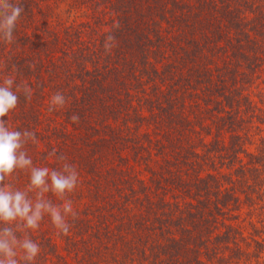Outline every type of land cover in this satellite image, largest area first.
Here are the masks:
<instances>
[{"label":"trees","instance_id":"16d2710c","mask_svg":"<svg viewBox=\"0 0 264 264\" xmlns=\"http://www.w3.org/2000/svg\"><path fill=\"white\" fill-rule=\"evenodd\" d=\"M152 1L155 5L147 8L149 14L143 16L145 19L139 27H135L129 14L135 5L133 0H106L103 10L107 9L106 13L112 18L110 30L94 38L88 37L86 41L84 35L89 33L86 29L81 33L76 28L67 29V37L60 41L64 43L61 50L46 54V66L38 61L44 60L45 54L37 52L21 58L11 57L12 63L7 66L16 84L21 88L28 85L32 95L26 99L22 92L18 93V104L24 110L19 121L10 117L20 115L21 111L16 108L3 119L14 120L37 132L34 126L32 129L33 122L39 124L48 117L36 111L38 100L47 94L42 76L45 72L51 76L63 75L68 80L62 84L60 92L71 103H77L75 109L83 105L76 115L87 108L102 113L103 120L98 127L104 135L96 140L91 137L90 144L109 151L118 145L137 148L136 145L143 147L148 142L152 150L156 146L164 154L149 184L131 172L130 161L122 165L103 163L94 167L93 177L82 179L79 176L75 191L68 194L77 213L69 222L76 224L78 230L67 234L70 242L67 247L76 264H141V260L147 259L158 264V256L165 261L167 254H177L179 250L202 247L200 250L210 252L208 237L213 234L216 222L244 220L240 212L243 199L237 193L240 185L245 183L241 192L250 188L249 194L255 192L258 198L262 195L258 171L264 172V154L247 150L243 144L245 138L240 133L231 136L233 140L227 147L219 137L225 132L235 133L242 126L244 114L264 107V100L256 103L250 99V92H241L240 88L242 83L255 77L252 72L260 69L259 59L264 58V50L259 41L264 35L255 37L249 29L239 30L237 40L231 41V35L224 38L229 34L226 29L232 27L230 23L237 28L242 21L234 19L229 12H223L228 19L222 22L213 19L210 23L204 13H194L195 17L188 13V4L181 0H151L149 3ZM214 1L202 0L201 3L213 9L220 3V0ZM13 2L24 6L14 37L25 38L29 31L25 28L35 30V0ZM139 10L145 12L142 5ZM153 28L155 38L148 31ZM165 31L168 35L166 41H162ZM109 34L115 39L109 42L112 47L106 50ZM177 37L182 41L176 43ZM153 43L155 46H150ZM0 44L5 42L0 41ZM150 53L155 54L156 59L161 58L160 70ZM73 57L78 61L74 63ZM124 86L127 87L125 92L121 90ZM192 98L195 104L189 103ZM200 104L205 110L204 116L203 113L200 116L203 123L198 116L190 117ZM30 107L33 112L26 116ZM145 110L148 115L142 112ZM109 117L114 122L106 121ZM151 122L155 127L167 123L174 131L164 140H155L151 136ZM140 123L144 130L139 127ZM204 131L211 139L201 147L197 141L203 139L201 133ZM194 137L198 139L196 142H193ZM241 156L250 161L241 163ZM226 157L239 163L234 174L228 176L211 170L206 177L198 176L209 160L215 164L216 159H220L219 162L230 165L229 160H223ZM126 160H130L129 157L119 159ZM173 185L184 187V193L188 194L185 200L182 190L172 194ZM52 199L60 202L56 196ZM259 215L257 219L250 217L249 222H264V213ZM226 227V241L233 242L237 234L244 236L238 225L227 224ZM33 239L41 246L35 264H72L65 257L54 254L55 243L51 239ZM53 256L60 259L55 261ZM174 264L197 263L181 259Z\"/></svg>","mask_w":264,"mask_h":264},{"label":"rangeland","instance_id":"374dc122","mask_svg":"<svg viewBox=\"0 0 264 264\" xmlns=\"http://www.w3.org/2000/svg\"><path fill=\"white\" fill-rule=\"evenodd\" d=\"M150 1L151 0H133L135 5L129 14L135 27H139L141 25V20L145 19L143 16L149 14L150 11L147 8H149V6L152 8L155 5L154 1L149 3ZM201 1L202 0H181L180 2H183L185 5L188 4L187 12L192 13L194 17L197 16L194 13L201 15L204 13V16L209 19L210 23L213 19H221L220 22L228 19L224 17L226 15H224L223 12H229L230 15H233L234 19L240 18L242 21L237 25V28L230 23L232 27L226 29L229 31V34H226L224 38H228V36L231 35L233 38L229 40L236 41L239 35L238 31H245L246 29L251 30L250 32L255 37H261L264 35V0H220L219 5L213 9L207 3L203 4ZM105 2L106 0H35V30L25 28L26 30H29L27 31L28 35L25 38L23 36H17L12 43L0 44V82H2L4 78L12 76L11 74H8L9 68H7V66L12 63V61H10L11 57L21 58L22 55H33L36 52L42 55L45 54V59H39L38 61H40L43 66H46V54L48 52L51 54L57 53L61 50L64 43H61L60 41L67 37V29L70 31L76 28L80 33L86 29L87 33L89 32L84 35L86 41L89 40L88 37L94 38L102 31L105 32L106 30H110L112 18L109 13H106V11H108L107 9L103 10ZM214 2H216V0ZM141 5L142 11L145 12H140L139 7ZM185 5H183V7ZM162 14L164 13L162 12ZM30 25L32 24H29L28 26ZM148 31L152 37L155 36V28ZM104 32L99 37L100 41ZM159 32L162 31L159 30ZM163 34L164 37H162V41H166L168 31L163 32ZM242 38H244V36ZM263 39L264 36L259 43L263 45L264 50ZM180 41L182 40L179 37L175 39L176 43ZM225 42V39H223L222 43L225 44ZM150 46H155V44L153 43ZM155 57V54L150 53L151 60L156 62L155 64L160 70L162 67L158 62L161 61V58L156 59ZM137 58L139 59L141 57L138 56ZM138 59L134 60L138 61ZM106 60H109V58L106 57ZM73 61L75 63L78 59L73 57ZM99 61L100 64H102L100 58ZM259 61L261 64L259 67L260 69H256L255 73L250 72L251 75L255 77L250 78L248 82L245 84L242 83L240 86L241 92H250V99L256 103L264 100V58H260ZM118 62L123 65L125 64L121 61ZM123 70L124 67L122 68V71ZM42 78L43 84L46 85L45 90L47 91V94L40 99L41 101L38 100L36 111L38 110L39 113L40 110L41 112H44L45 115H48V117L44 118L43 122H40L39 124L35 121L33 122L32 129L33 126L37 129V132H35L37 135V141L34 144L29 143L25 146L26 151L28 155L32 157L35 166L48 167L52 170L53 168L60 169L64 163H71L77 168L79 176L82 179H85L87 176L93 177L91 172H95V166L103 165V163H106L107 165L119 163V165H122L123 163L126 164V162L130 161L131 172L145 180V184L151 182V177H153L154 171L156 172L160 168V162L164 160V154L160 153V151L156 149V146H154L155 149L152 150L151 144L148 142H145L146 146L143 145V147L136 145L137 148H133V145H128L129 147H126L127 145L124 144L106 151L104 147L102 148L101 146H96V144H90L89 140H91V137L96 140V138L104 135V131H100L102 128L98 127L103 120V117H101V111L92 110L90 108L83 109L78 115V122L75 123L70 117L73 114H76L83 105L75 109L74 105L77 103H71L70 99H66L67 103L63 107L49 111L50 97L57 91H60V87L68 80V78L63 77V75L51 76L49 72H45ZM151 85L152 82L149 83V86ZM235 85H232V87ZM245 88L246 90H244ZM136 89H138V87ZM121 90L125 92L127 87L124 86ZM192 100L193 98L189 100V103L195 104ZM44 101L47 102L44 103ZM188 107H191V105ZM262 108L264 107L262 106ZM262 108L254 113L248 112L247 114H244L242 126L235 133L225 132L224 135L221 133L222 135L219 139L226 143V147L230 146L231 141L233 140L231 136L240 133L245 138L243 144L245 147H248L247 150L256 152L258 155L264 154V109L262 110ZM15 110L21 111L20 115L10 117H16L15 120L19 121L22 111L24 110H22V107L19 104ZM32 112L33 111H31L30 107L29 112H25V114L28 116V114ZM41 112L39 114H41ZM142 112L146 115L149 114L147 110ZM193 112L194 113L191 114L190 117L198 116L200 118L201 113H203V116L205 114L204 107L201 104L200 106H196ZM109 118L110 119H107L106 121H109L110 123L114 122L111 117ZM7 122L9 127L13 130L31 129L25 127L24 124L18 125V123H14V120H11V122L7 120ZM201 122L203 123L202 120ZM118 124L119 123L117 122V125ZM150 124L151 136L154 137L155 140L156 138H160V141L162 139L164 140L168 133L174 131L171 126L167 125V123H161L157 127L153 125V122ZM139 125V127L144 130L141 123ZM214 128L215 127L213 126V129ZM212 133L215 134V130H213ZM201 136H203L202 140H198L194 137L193 142L198 140L197 145L203 147V142H208V140L211 139V136H206L205 131L201 133ZM133 143H136V140H134ZM258 148L263 149L258 150ZM53 150L56 151L57 155H63L66 160H57L55 156L50 154ZM122 156H125L126 158L129 157L130 160H126L125 162L119 161ZM241 157L243 158V160L240 161L241 163H247L250 161L247 157ZM219 160L220 159H216L215 164L210 160L207 161V164L203 166L204 169L200 170L199 175H196L206 177L207 173L212 170V173L221 171L223 174L230 176L234 174L235 168L239 165V163L233 162L228 157L223 160L225 162L229 160L230 165L228 162L222 163L219 162ZM103 168L104 166L99 168V170ZM215 168H217V170H215ZM258 174L262 184V195H259L258 198L255 192L249 194L251 190L250 188H246L244 192H241L245 183L240 185V190H238L237 193L240 194L243 199V205L240 212L243 213L241 220H244L242 222H216V228L214 229L213 234L211 237H208L210 238V252L200 250L202 247H196L195 250L191 249L183 252L179 250L177 254H167L165 256V261L158 256V264H174L177 260L181 259L188 263L196 262L197 264H264V222H249L251 219L250 217L257 219L261 216L259 215L260 213H264V172L258 171ZM9 179L15 187L23 189L28 183V174L24 171L18 170ZM239 184L240 183H238V185ZM173 188L174 190H172V194L177 191L180 193L182 190V198L184 200L187 198L186 195L188 194L184 193V187L180 189L178 188V185H173ZM45 196L54 202L52 199V197L55 196L54 194L50 197V194L46 193ZM54 203L60 204L62 202ZM236 214H238V211H236ZM227 224L238 225L240 227V232H243L244 236L241 237L242 234H237L235 235V240L233 242L226 241V238L228 237L224 233L227 230ZM76 226V224H72V227L69 230L70 234L77 233L78 228H76ZM102 231L104 230L102 229ZM29 234L32 239L38 238V240H41V238L44 237L51 239L55 243V255L65 257L69 263H77L76 259L68 253L67 246L70 243L68 236L60 233L53 226L50 217L47 215H45L44 219L41 221L40 227L36 230H29ZM229 234L233 236V232ZM219 250L220 252L218 253L217 251ZM151 254L152 253L149 252V255ZM58 259L60 258L56 259L53 256V260L56 261ZM141 264L153 263L150 259H147L141 260Z\"/></svg>","mask_w":264,"mask_h":264},{"label":"clouds","instance_id":"9594fccd","mask_svg":"<svg viewBox=\"0 0 264 264\" xmlns=\"http://www.w3.org/2000/svg\"><path fill=\"white\" fill-rule=\"evenodd\" d=\"M23 12L22 3L0 0V41L14 42V32ZM114 39L113 35H107L106 50L112 47L109 42ZM19 92L26 99L32 95L28 85L21 88L11 76L0 82V264H35L41 246L31 238L29 230L38 229L47 215L53 226L67 235L72 227L69 218L77 216L73 201L68 198L79 182L77 168L71 163L52 170L35 166L25 147L37 141L35 131L13 130L3 119L17 107ZM66 103L65 95L57 91L50 97L48 110L53 111ZM70 119L75 123L79 117L73 114ZM50 154L57 160H66L55 150ZM18 170L28 174V183L23 189L15 187L9 179ZM46 193L54 194L62 203H54L46 198Z\"/></svg>","mask_w":264,"mask_h":264}]
</instances>
